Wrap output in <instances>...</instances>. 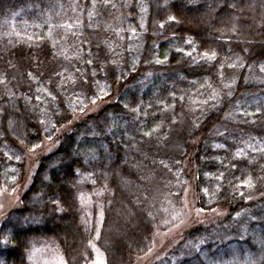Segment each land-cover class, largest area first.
<instances>
[{"label": "trees", "instance_id": "1", "mask_svg": "<svg viewBox=\"0 0 264 264\" xmlns=\"http://www.w3.org/2000/svg\"><path fill=\"white\" fill-rule=\"evenodd\" d=\"M262 68L264 0H0V193H20L0 264L48 242L67 264H91L94 246L135 264L185 199L218 215H192L168 262L264 264Z\"/></svg>", "mask_w": 264, "mask_h": 264}, {"label": "rangeland", "instance_id": "2", "mask_svg": "<svg viewBox=\"0 0 264 264\" xmlns=\"http://www.w3.org/2000/svg\"><path fill=\"white\" fill-rule=\"evenodd\" d=\"M98 107H95V109ZM55 147V144L52 142H46L40 151L29 153L28 155V165L32 166L37 162V158L40 157L41 154L51 152ZM32 170V169H31ZM26 186L23 188V190ZM102 194H97V198H101ZM20 201V193L16 191L12 194L0 193V219L5 216V214L13 209H15ZM84 207L86 209L87 218L86 220L91 222L93 219V209L94 205L97 201L91 196H85L83 198ZM187 223L183 226L175 227L165 233H159L155 237L154 246L152 251L145 257L138 259L135 264H172V262H168L166 259L167 256L172 259L170 256L172 250L180 243L182 240V232L192 224L191 220L188 218V213H191V216H195V222L197 224H208L215 220L216 215L218 213H212L209 215L200 214L196 215L198 210L195 208H191V206L187 207ZM96 221L99 223L102 220V211L101 205H98ZM94 254L95 258L91 264H97L98 259H103L105 261L104 255L102 252L94 246ZM174 255V254H173ZM31 264H67L59 246L56 243L48 242L43 243L37 248L33 250L30 255Z\"/></svg>", "mask_w": 264, "mask_h": 264}, {"label": "snow or ice", "instance_id": "3", "mask_svg": "<svg viewBox=\"0 0 264 264\" xmlns=\"http://www.w3.org/2000/svg\"><path fill=\"white\" fill-rule=\"evenodd\" d=\"M233 7H235V5H233ZM171 20H172V21H175V20H176V17H174V16L171 17ZM69 27H70V26H69ZM160 27H163V25H160ZM232 30H233V32H235V31H236L235 27H233ZM188 43L191 44L192 41L189 40ZM177 51H183V49H177ZM186 55L189 56V57H191V56H192V52H188V53H186ZM201 59H202V60H205L206 62L213 61V60L216 59V53H215V52H212L211 54H209L208 52H204L203 55L201 56ZM87 62H88V63H91V60H88ZM155 62H156L157 64H160V63H164L165 61H162V60H160V59H157ZM113 63H116V62L113 61ZM230 66H231V67H235L236 65H235V64H232V65H230ZM261 70L264 71V68H262ZM148 75L150 76L151 73H148ZM227 86H228V85H226V87H227ZM107 95H108V93L105 92L104 89H99L97 92L91 93V95H90V97H89V98L91 99V104H93V105H98L99 102H103V101H105ZM91 97H94V98H91ZM84 107H86V105H85ZM84 107H81V109H80L81 112L84 111ZM124 107H125V108H128L129 106H128V104H125ZM130 110H131L132 112L137 113V114H139L140 111H141V109H140V108H137V107L131 108ZM73 113H75V107H73ZM241 115H244V114L242 113ZM250 115L255 116V115H257V113H256V112H253V113H251ZM42 123H43V121H42ZM113 123H115V121H113ZM253 123H255V121H253ZM159 127H160V126L157 125V127L154 128V129H152L151 132H147V131L144 132V135H145V136H151L154 132H157V131H158ZM108 131L111 132V128H109ZM94 134H95V133H94ZM221 134H222V133H221ZM164 139H167V137H164ZM260 151H261L262 153H264V147H262V148L260 149ZM241 154H242V150L236 152V156H240ZM91 158H92V159H95L96 157L93 155ZM165 167H167V165H165ZM244 186H245V187H248V188H252V187H254L251 178L248 179L246 185H244ZM238 187H239V186H238ZM206 192H207V190H205V193H206ZM185 195H186V193H185ZM240 195H243V193L241 192ZM82 199H83V197H82ZM184 207H185V208L188 207L187 199L184 200ZM204 211H205L204 208L201 207V208L198 210V212L196 213V215H200V214L204 213ZM182 215H183V214H182L181 212H177V214L174 215V216L172 217V220H171V221H166L165 223L167 224V223H172L173 221H178L179 223L177 224V227H179V226H183L184 224L187 223V219H182V218H181ZM190 217H191V213L189 212V213H188V218H190ZM2 243L5 244V245H7V244H8V240L5 239ZM201 243H203V241H201ZM197 251H199V249H197ZM148 252H151V249H150V248L148 249ZM97 264H105V261H104L103 259H98Z\"/></svg>", "mask_w": 264, "mask_h": 264}]
</instances>
